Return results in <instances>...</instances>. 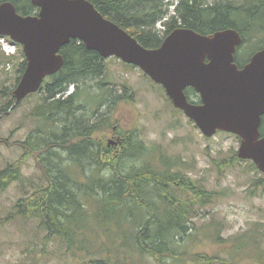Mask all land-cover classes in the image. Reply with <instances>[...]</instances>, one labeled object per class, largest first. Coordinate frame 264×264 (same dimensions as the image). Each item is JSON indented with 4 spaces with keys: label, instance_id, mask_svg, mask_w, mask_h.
I'll list each match as a JSON object with an SVG mask.
<instances>
[{
    "label": "trees",
    "instance_id": "1",
    "mask_svg": "<svg viewBox=\"0 0 264 264\" xmlns=\"http://www.w3.org/2000/svg\"><path fill=\"white\" fill-rule=\"evenodd\" d=\"M2 1L12 2L23 15L38 12L31 0ZM88 1L144 47L159 46L177 27L205 35L233 28L241 36L234 53L240 67L255 52L242 61L245 50L252 44H259L257 50L264 46V0ZM159 21L165 27L162 32L156 28ZM59 52L63 64L44 79L40 99L29 113L36 127L18 145L23 156L34 155L44 183L27 184L31 190L12 204L5 221H34L46 240L58 243L64 253L82 264H149L147 257L150 264H264L260 223L229 240L225 257L189 251L185 241L196 237L195 219L214 204L217 190L189 176L191 167L171 157L162 145L139 140L135 129L117 127L115 133L122 139L115 148L108 146L113 123L107 110L98 111L100 105L111 106L116 101L110 82L104 80L106 58L77 39H70ZM21 56L13 86L0 89V99H6L0 114L13 103L12 90L26 65L23 51ZM6 60L10 58L6 56ZM95 79L97 88L93 90L89 81ZM69 85L76 89L66 94ZM184 92L190 102H200L192 87ZM260 132L264 135V119ZM240 160L235 151L216 166L222 169V165ZM244 161L258 175L252 185L264 188V174L251 160ZM73 166L81 177H74ZM21 175L20 160L0 167V193L13 181L19 180L24 187ZM207 224L211 233H206L221 243L214 220L198 229ZM247 250L255 261L243 258Z\"/></svg>",
    "mask_w": 264,
    "mask_h": 264
},
{
    "label": "rangeland",
    "instance_id": "2",
    "mask_svg": "<svg viewBox=\"0 0 264 264\" xmlns=\"http://www.w3.org/2000/svg\"><path fill=\"white\" fill-rule=\"evenodd\" d=\"M170 10L172 12V8ZM156 28L161 32L165 29L160 21L156 23ZM258 45L252 44L245 50L241 60L245 61L258 49ZM21 52V45L7 37H0V89L2 86H13L18 63L23 59ZM6 56L10 58L9 61ZM105 64L104 80L110 82L109 87L114 90L116 101L111 106L100 105L98 111L107 110L113 125H117L120 130L135 129L137 137L145 144L162 145L171 157L179 158L185 161L187 167H191L187 170L189 176L199 178L218 192L214 204L203 209L195 219L193 229L196 237L185 241L189 251L217 253L225 257L227 246L234 237L257 223L264 228V188L252 185L258 175L243 159L233 161L228 166L222 165V169L216 166L237 152L240 140L234 134L224 131L205 137L183 112L172 105L163 87L153 82L139 68L128 66L113 56L107 57ZM97 80L89 81L93 90L97 88ZM71 89L72 85H69L66 94ZM41 93L38 90L33 95H27L9 108L7 114H0V167L20 160L21 179L26 184L22 187L19 180L13 181L0 193V264H82L70 254L64 253L58 243L46 240L36 229L34 221L25 223L4 219L12 204L31 190L27 184H37L39 181L44 183V180L41 182L34 155L25 153L23 156L18 146L19 141L26 139L36 127L29 113L38 103ZM5 102L6 99H0V108ZM72 171L74 177H81L74 166ZM211 220L217 224V236L222 240L221 243L206 233L207 230L211 233L208 224L203 230L198 229L201 224ZM250 257L253 259V254L247 250L243 258L249 261ZM146 262L150 264L152 260L147 257Z\"/></svg>",
    "mask_w": 264,
    "mask_h": 264
},
{
    "label": "water",
    "instance_id": "3",
    "mask_svg": "<svg viewBox=\"0 0 264 264\" xmlns=\"http://www.w3.org/2000/svg\"><path fill=\"white\" fill-rule=\"evenodd\" d=\"M31 3L38 8L37 14L23 15L12 2H0V37L21 45L26 59L25 69L12 90L14 102L10 108L37 92L44 79L61 68L60 47L77 39L104 58L113 56L139 68L163 87L172 105L205 137L217 131L238 136L237 156L251 160L264 174V135L260 132L264 115V46L238 67L234 53L241 36L233 28L205 35L177 27L159 46L148 48L104 17L88 0ZM186 87L197 92L199 103L188 100Z\"/></svg>",
    "mask_w": 264,
    "mask_h": 264
},
{
    "label": "flooded vegetation",
    "instance_id": "4",
    "mask_svg": "<svg viewBox=\"0 0 264 264\" xmlns=\"http://www.w3.org/2000/svg\"><path fill=\"white\" fill-rule=\"evenodd\" d=\"M75 89L76 88L73 85L71 91L68 92L67 94L74 93L75 92ZM117 130H118L117 129V125H113V134L110 137H107V141H108L107 144H108V146L109 145H112L115 148L120 143V141H121L120 139H122V138H121V136L119 134L115 133Z\"/></svg>",
    "mask_w": 264,
    "mask_h": 264
}]
</instances>
